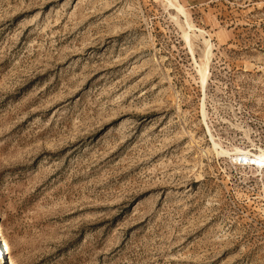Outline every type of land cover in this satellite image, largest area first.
I'll return each mask as SVG.
<instances>
[{"label": "rangeland", "instance_id": "1", "mask_svg": "<svg viewBox=\"0 0 264 264\" xmlns=\"http://www.w3.org/2000/svg\"><path fill=\"white\" fill-rule=\"evenodd\" d=\"M180 2L0 0V264H264V0Z\"/></svg>", "mask_w": 264, "mask_h": 264}, {"label": "bare ground", "instance_id": "2", "mask_svg": "<svg viewBox=\"0 0 264 264\" xmlns=\"http://www.w3.org/2000/svg\"><path fill=\"white\" fill-rule=\"evenodd\" d=\"M166 1H167V4L173 10H175L178 14H180V16L182 15L185 18H189L188 17V13H187L185 7L181 4L180 0H166ZM174 19H177V18L174 17ZM187 26H188L187 28L189 29L190 32L194 31L193 25H191L188 21H187ZM189 31L188 32H184V39H185L186 43L189 45L190 49H193L192 48V35L190 34ZM204 43H205V45L207 47L206 54H205L206 62H204L205 64L203 63L204 64L203 66L199 65L200 67H198L199 68L198 73L200 74L203 86L206 87V85L208 83V80H209V75H210L209 64L211 62V58H212V54L213 53H212V45H211V43L209 41H207V40H204ZM219 146L214 143V149L216 151H218L220 149ZM220 150L221 151L218 152V153L225 154V155L228 154L225 150H223V149H220ZM247 155H249V154H245V156H246L245 159L249 162V164L251 163V164H253V166L255 165L257 168H260V169H262L264 167V151H262L260 154H257V155H255L253 157H247ZM3 249H4L3 242L0 241V255L3 254ZM2 256H4V254Z\"/></svg>", "mask_w": 264, "mask_h": 264}]
</instances>
